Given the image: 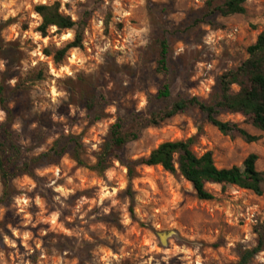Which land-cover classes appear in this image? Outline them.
I'll use <instances>...</instances> for the list:
<instances>
[{
  "label": "rangeland",
  "instance_id": "374dc122",
  "mask_svg": "<svg viewBox=\"0 0 264 264\" xmlns=\"http://www.w3.org/2000/svg\"><path fill=\"white\" fill-rule=\"evenodd\" d=\"M224 0H0V82L12 109L21 157L46 151L60 135H75L86 165L118 116L168 107L179 98L213 104L218 75L236 67L264 28V0H247L245 13L210 14ZM59 4L73 29L37 30L34 6ZM81 33V47L61 63L50 52ZM167 42V73L155 71L158 40ZM163 83L170 96L157 99ZM259 137L247 143L221 134L191 107L155 126H140L102 173L78 166L68 154L13 180L16 193L0 205V264H229L238 249L256 244L264 195L234 185L207 184L199 200L176 170L125 164L159 143L192 138L196 155L212 153L217 167L242 166L249 153L264 172V130L239 114L220 111ZM5 113L0 107V124ZM2 133L0 131V139ZM129 188V190H128ZM0 183V194H1ZM249 264H264V248Z\"/></svg>",
  "mask_w": 264,
  "mask_h": 264
},
{
  "label": "trees",
  "instance_id": "16d2710c",
  "mask_svg": "<svg viewBox=\"0 0 264 264\" xmlns=\"http://www.w3.org/2000/svg\"><path fill=\"white\" fill-rule=\"evenodd\" d=\"M247 0H224L221 4L213 6L207 2L210 14L221 17L245 13L244 3ZM34 12L40 17L37 27L41 36H46L50 26L61 29H73L77 24L69 15L59 11V4L40 3L34 6ZM82 37L79 31L75 32L73 39L63 47L53 52L45 50L46 55H52L54 63H61L69 49L81 47ZM168 46L164 37L158 40L155 71L160 74L167 73ZM247 56L236 67L226 69L218 75L216 83L219 94L216 101L211 104L199 100L197 97L179 98L168 107L151 112L148 118L135 115L134 120L126 125L121 116L110 126L106 140L100 150L94 155L95 162L86 165L84 162L82 143L75 135H60L53 140L51 146L37 155L21 157L22 146L19 145L11 130L14 117L12 109L7 105L5 86L0 82V107L5 113V119L0 124L2 138L0 139V205H3L16 191L13 180L19 176L27 175L36 179L35 170L43 164H54L64 154L81 167L102 173L109 166L112 159L117 158V152L124 145L137 137L140 126H155L160 122L196 107L205 115L206 121L215 127L221 134L230 137H240L250 143L259 139L237 123L222 121L217 114L220 111L239 114L244 121L253 127L264 130V28L257 34L253 43L246 48ZM157 99H167L170 96L169 85L163 83L156 92ZM192 138L186 140H169L159 143L145 157L125 164L128 179L134 176L137 166L159 165L170 173L176 170L190 183L199 200H211L213 194L206 189L207 184L234 185L252 191L256 195H264V172L256 169L258 156L249 153L242 162V166L217 167L214 164L212 153L206 151L196 155L192 149ZM129 190V188H128ZM256 234V244L251 248L238 249L237 261L229 264H249L251 259L264 248V220L253 227Z\"/></svg>",
  "mask_w": 264,
  "mask_h": 264
}]
</instances>
